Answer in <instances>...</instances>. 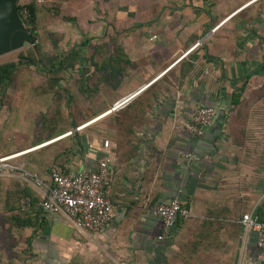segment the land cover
<instances>
[{
	"label": "crops",
	"instance_id": "0c3cea01",
	"mask_svg": "<svg viewBox=\"0 0 264 264\" xmlns=\"http://www.w3.org/2000/svg\"><path fill=\"white\" fill-rule=\"evenodd\" d=\"M182 2L161 16L153 35H122L129 75L117 90L72 106L70 136L34 144V128L16 130L14 139H26L30 152L11 164L44 187L53 172L92 171L109 156L112 221L99 233L76 229L64 215L43 211V187L14 171L3 178L27 185L39 202L24 201L20 224L0 223V264H264L256 236L241 224L247 213L264 217V0ZM207 107L215 117L194 138L184 126ZM174 198L190 216L163 234L152 208Z\"/></svg>",
	"mask_w": 264,
	"mask_h": 264
},
{
	"label": "trees",
	"instance_id": "16d2710c",
	"mask_svg": "<svg viewBox=\"0 0 264 264\" xmlns=\"http://www.w3.org/2000/svg\"><path fill=\"white\" fill-rule=\"evenodd\" d=\"M38 2L39 0H29L26 4H18L20 15L27 29L37 41L35 49H28L25 54H21L17 62L0 64V95L4 94L12 84L18 69L37 67L38 61L41 62V67L37 70L41 73L44 82V90L40 95L44 96V94L56 91L57 96L53 98L51 108L35 126L32 137L34 144L51 141L69 131L71 122L64 117L66 113L63 108L67 107L70 102L71 93L67 80L73 71L78 72L74 81L78 94L86 102L92 103L105 89L117 90L124 78L129 75V68L132 65L125 52V46L115 31L108 32L104 39L93 43L88 48L90 40L79 46H72L66 52H61L57 47V41L61 40L63 35L51 33L42 24L43 17L50 11L48 1L45 0V5H38ZM50 38L53 40V51L48 53L45 51V40ZM152 91L150 89L136 98L127 109L144 101L148 95H152ZM152 104L153 102H150L149 106L140 113L144 114L146 108L149 109ZM127 109L116 114L114 121L116 127L124 125V119L129 117L130 110ZM25 149V144L13 142L11 145V153ZM111 182L112 177L110 185ZM27 199L30 200L31 206L39 202L37 195L27 185L0 178V223L20 224L23 220L21 218L24 214V201ZM182 206L187 209L186 206ZM260 220H264V217H260Z\"/></svg>",
	"mask_w": 264,
	"mask_h": 264
},
{
	"label": "rangeland",
	"instance_id": "374dc122",
	"mask_svg": "<svg viewBox=\"0 0 264 264\" xmlns=\"http://www.w3.org/2000/svg\"><path fill=\"white\" fill-rule=\"evenodd\" d=\"M46 1H48V10L50 11L43 17L42 24L51 33L63 35L61 40L57 41V47L61 52H66L72 46H79L90 40L88 48L93 43L104 39L110 31L118 33L119 40L124 33H127L126 36L129 37L131 33L138 34L141 30L150 32L153 35L155 28L159 25L161 16L174 12V9L183 3V0ZM27 2L29 0H18L20 5ZM45 4V0H39L38 2V5ZM68 19L73 20L69 21ZM166 24L169 23L166 22ZM103 30L105 31L104 35ZM52 41V38L45 40V51L48 53L53 51ZM28 49L35 48L28 46L20 51L2 56L0 57V64L17 62L19 56L25 54ZM38 67H41L40 61H38L37 67L30 66L18 69L12 84L4 94L0 95V158L18 154L11 153L13 142L19 144L18 140L14 139L16 130L35 129L41 118L51 108L53 98L57 96L55 90L44 94V96L40 95L44 90V82L41 73L37 70ZM77 73L73 71L67 80L71 93L69 100L71 101L67 104V107L63 108L64 113H66L64 117L70 122L72 121L71 124H75L72 106L74 108L80 104V109H82L81 106H85L87 103L77 93L74 83ZM72 116L73 118H71ZM31 137H33V134ZM25 141L26 139L21 140L20 144H24ZM26 150L19 152L25 154L30 152H25Z\"/></svg>",
	"mask_w": 264,
	"mask_h": 264
},
{
	"label": "built area",
	"instance_id": "2783aa9c",
	"mask_svg": "<svg viewBox=\"0 0 264 264\" xmlns=\"http://www.w3.org/2000/svg\"><path fill=\"white\" fill-rule=\"evenodd\" d=\"M197 46L199 43L188 50L186 54ZM138 93L139 91L117 101L105 114L124 108ZM215 114L214 108H199L190 121L185 124L184 130L194 138H201L211 126ZM83 127H77L76 131ZM71 134L72 132H68L56 140ZM103 148L109 150L108 141H104ZM20 154L22 153L0 158V178L10 176L14 174V171H18L23 179L31 180L37 187H43L40 205L43 211L53 217L64 215L76 229L90 233H99L112 221L113 206L108 194L112 159L109 156L99 159L92 171L77 174L53 172L50 175V185L44 187L43 183L32 174L11 164V161L19 157ZM188 158L192 159L193 156H188ZM152 214L161 221L163 234H168L178 220L185 221L190 216L188 209L184 208L177 198L165 204H156L152 208ZM241 224L246 231L254 233L257 248L264 251V220H260L255 213H247L243 215ZM161 238L159 237V239Z\"/></svg>",
	"mask_w": 264,
	"mask_h": 264
},
{
	"label": "water",
	"instance_id": "95a60500",
	"mask_svg": "<svg viewBox=\"0 0 264 264\" xmlns=\"http://www.w3.org/2000/svg\"><path fill=\"white\" fill-rule=\"evenodd\" d=\"M36 44L20 15L18 0H0V57Z\"/></svg>",
	"mask_w": 264,
	"mask_h": 264
},
{
	"label": "bare ground",
	"instance_id": "6f19581e",
	"mask_svg": "<svg viewBox=\"0 0 264 264\" xmlns=\"http://www.w3.org/2000/svg\"><path fill=\"white\" fill-rule=\"evenodd\" d=\"M219 26V25H218ZM88 125H90V123H88ZM87 126V125H86ZM85 127V126H84ZM54 141V140H53ZM53 141H51V142H53ZM56 141V140H55ZM47 143V142H46ZM45 143V144H46ZM41 147H43V145L42 146H39L37 149H40ZM21 155H25V153L23 152L22 154H20L19 156H21Z\"/></svg>",
	"mask_w": 264,
	"mask_h": 264
}]
</instances>
